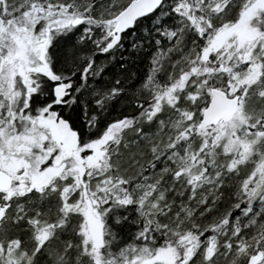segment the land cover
<instances>
[{"label": "snow or ice", "instance_id": "6c2138e0", "mask_svg": "<svg viewBox=\"0 0 264 264\" xmlns=\"http://www.w3.org/2000/svg\"><path fill=\"white\" fill-rule=\"evenodd\" d=\"M0 264H264V0H0Z\"/></svg>", "mask_w": 264, "mask_h": 264}]
</instances>
